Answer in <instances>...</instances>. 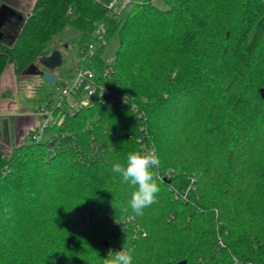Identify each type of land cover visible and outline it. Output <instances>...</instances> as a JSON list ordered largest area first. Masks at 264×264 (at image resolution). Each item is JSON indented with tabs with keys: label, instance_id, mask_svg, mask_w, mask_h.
Here are the masks:
<instances>
[{
	"label": "trees",
	"instance_id": "obj_1",
	"mask_svg": "<svg viewBox=\"0 0 264 264\" xmlns=\"http://www.w3.org/2000/svg\"><path fill=\"white\" fill-rule=\"evenodd\" d=\"M162 1L120 15L99 0H34L4 31L0 76L24 74L66 29L81 55L93 45L104 88L56 110L46 138L31 132L8 156L0 145V264H103L119 240L133 264H264V0ZM149 150L159 192L137 216L111 169ZM114 217L146 235L125 242L133 232Z\"/></svg>",
	"mask_w": 264,
	"mask_h": 264
},
{
	"label": "rangeland",
	"instance_id": "obj_2",
	"mask_svg": "<svg viewBox=\"0 0 264 264\" xmlns=\"http://www.w3.org/2000/svg\"><path fill=\"white\" fill-rule=\"evenodd\" d=\"M2 5H8L17 11L25 14L33 5L34 0H1ZM105 6L109 7L113 0H99ZM144 0H130L125 2L120 0L117 4L118 14L126 15L135 2ZM154 4L164 6L162 0H153ZM19 20H17L18 22ZM17 26V25H16ZM15 25L9 28H3V31H14ZM65 32L54 38L57 49L62 51L63 63L55 71L59 75V85L52 86L43 79L41 75L18 73L13 67L7 68L0 76V145L4 148L5 154L8 156L14 145L17 144L15 131V112L30 113L31 115L40 106H48L50 104H58L63 99L62 87L67 81L71 83L77 73L78 67L84 63L83 54H80V48L77 43V35L72 30H64ZM118 47V40L114 37L106 46L105 58L115 55ZM80 63V64H79ZM45 72L48 70L41 65L40 61L36 63ZM85 66L91 67L90 62H85ZM99 88H104V84L97 81ZM82 98H88L82 93ZM74 99L73 95L67 96V101L63 103V108L70 109V102ZM17 109V110H16ZM59 110L57 111V113ZM25 136L24 142L30 141V134ZM50 132L46 129L41 136L46 138ZM171 174H164V178L171 177ZM84 227V226H82ZM84 230L85 228H80Z\"/></svg>",
	"mask_w": 264,
	"mask_h": 264
},
{
	"label": "built area",
	"instance_id": "obj_3",
	"mask_svg": "<svg viewBox=\"0 0 264 264\" xmlns=\"http://www.w3.org/2000/svg\"><path fill=\"white\" fill-rule=\"evenodd\" d=\"M120 0H113L112 4L108 7L112 12L118 13V7L117 4ZM125 2H129L130 0H124ZM93 53V45L91 44L86 50H83L82 59L84 60V63L81 64L78 69L76 76L74 80L71 83H66L62 87V95L63 99L58 102V104H50L48 106H40L35 111V116L38 119L37 126L31 130V132L34 133L36 138L41 137L42 133L48 129V127L51 125L53 120H55L58 115L55 114V111L59 110V113L69 112L73 113V111L82 106L87 105L90 102V97L92 95H95L99 89V85H97L95 81V71L93 67H86L85 62H91V55ZM91 65V63H90ZM82 93H85V95L88 96V98H82ZM73 95L74 99L72 102H70V109L66 110L63 108V103L67 101V96ZM104 215L102 213L98 214V217H103ZM107 217H111L110 213L106 214ZM90 220V219H89ZM112 226L113 227H121L123 231H125L127 228L131 229L133 234L132 236L125 237V242H128L131 240V238H137L138 235H146V231L139 226L133 217H114L112 218ZM119 247L117 248V251H122L123 248L129 249V246L126 243H121V241H118ZM252 264V263H248Z\"/></svg>",
	"mask_w": 264,
	"mask_h": 264
},
{
	"label": "clouds",
	"instance_id": "obj_4",
	"mask_svg": "<svg viewBox=\"0 0 264 264\" xmlns=\"http://www.w3.org/2000/svg\"><path fill=\"white\" fill-rule=\"evenodd\" d=\"M160 166V159L155 150L146 152H129L123 163L112 165V172L121 178V183L129 184L134 191L131 193L129 207L137 215H143L144 210L157 202L159 185L154 169ZM103 264H133L132 253L123 248L122 251L109 252Z\"/></svg>",
	"mask_w": 264,
	"mask_h": 264
},
{
	"label": "water",
	"instance_id": "obj_5",
	"mask_svg": "<svg viewBox=\"0 0 264 264\" xmlns=\"http://www.w3.org/2000/svg\"><path fill=\"white\" fill-rule=\"evenodd\" d=\"M16 18L19 21H23L24 15L17 11L12 6L1 5L0 6V40H3L5 37V33L3 31V27L9 20ZM40 63L44 66L48 72H45L41 69L37 64H30L25 70V74H36L41 75L45 81H47L50 85L56 86L59 80V75L55 72V70L62 65L63 63V54L59 49H55L51 54L45 56L40 59ZM260 95L264 99V87L260 88ZM108 245V242H106ZM177 264H187V260H182Z\"/></svg>",
	"mask_w": 264,
	"mask_h": 264
},
{
	"label": "crops",
	"instance_id": "obj_6",
	"mask_svg": "<svg viewBox=\"0 0 264 264\" xmlns=\"http://www.w3.org/2000/svg\"><path fill=\"white\" fill-rule=\"evenodd\" d=\"M14 115L16 120L15 126L17 129L15 131L17 141V144L14 145L15 147L21 143H24L25 136L29 135V131L37 126L38 119L35 114L31 115L30 113L15 112Z\"/></svg>",
	"mask_w": 264,
	"mask_h": 264
},
{
	"label": "flooded vegetation",
	"instance_id": "obj_7",
	"mask_svg": "<svg viewBox=\"0 0 264 264\" xmlns=\"http://www.w3.org/2000/svg\"><path fill=\"white\" fill-rule=\"evenodd\" d=\"M13 20H16V21H17L18 19L13 18V19L9 20V22H7L3 28L6 29V28H9L10 26H12V23H14ZM11 22H12V23H11ZM4 31H5V30H4ZM5 32H6V31H5ZM7 32H8V31H7ZM56 70H57V69H56ZM56 70H55V71H56Z\"/></svg>",
	"mask_w": 264,
	"mask_h": 264
}]
</instances>
